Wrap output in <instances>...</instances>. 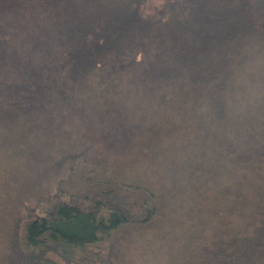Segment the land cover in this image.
Masks as SVG:
<instances>
[{
  "label": "trees",
  "instance_id": "trees-1",
  "mask_svg": "<svg viewBox=\"0 0 264 264\" xmlns=\"http://www.w3.org/2000/svg\"><path fill=\"white\" fill-rule=\"evenodd\" d=\"M154 87L217 127L203 174L182 165L163 175L214 202L209 235L197 227L189 237L199 257L264 264V0H0V152L31 157L36 181L59 162L41 148L67 135L66 118L102 121L109 145L129 153L142 118L108 107ZM101 96L105 108L94 109ZM90 148L65 155L52 192L29 199L33 182L16 177L0 213V264H113L118 233L156 221L164 193L148 179H108ZM209 183L215 197L202 190Z\"/></svg>",
  "mask_w": 264,
  "mask_h": 264
},
{
  "label": "rangeland",
  "instance_id": "rangeland-1",
  "mask_svg": "<svg viewBox=\"0 0 264 264\" xmlns=\"http://www.w3.org/2000/svg\"><path fill=\"white\" fill-rule=\"evenodd\" d=\"M175 93L176 91L168 87L141 89L130 96H125L121 102L115 99L118 105L108 107L113 111L125 110L142 118L139 122L144 132H141L139 138L133 139L129 153L121 152L119 147L112 148L109 145V136L102 121L92 119L83 121L75 118L76 116L70 117L73 121L66 118L62 124L66 128L63 132L67 133L66 136L57 137L58 143L52 139L55 143L51 147L42 146L45 149H41L50 151L53 156L57 153L55 156L59 162L57 164L54 162L52 167L45 169V176L38 181L31 157L28 159L11 154L10 157L4 158L0 152V213L18 191L16 177L20 179L25 177L33 182L31 183L33 186L27 187L24 194L28 195L29 199L37 195L38 188L41 192H52L56 189V181L67 176L69 161L64 159L65 155L83 150L86 143H89L90 153L94 159L92 165L102 168L108 179H131L139 183L148 179L165 196L160 215L148 228L128 227L125 232L118 233L111 243L112 263L204 264L203 259L199 257L201 242L191 241L189 237L197 232V227L206 229L204 233L209 235L210 221L214 223L213 218L217 216L213 214L211 217L208 216L207 210L213 208L214 202L207 204L199 199H192L188 191L191 187L190 181L181 175L174 177L172 181L166 180L163 175L167 174V168L172 169L173 166L180 169L182 165L190 170L198 168L203 174L206 171L207 158L204 155L214 152L207 143L213 145L216 138L211 132L214 134L217 127L214 124L207 125L202 108H196L193 111L196 114L194 116L191 112V103ZM102 96L91 103L95 106L94 109L105 108ZM86 114L92 116L93 112ZM71 143L73 147L70 149ZM96 159L99 164H96ZM183 160L188 163L183 164ZM209 185L211 188L204 185L202 190L206 189L205 195L211 194L215 197L213 192L216 190V184ZM209 188L212 190H207ZM4 203L5 206H2ZM1 238L0 233V240Z\"/></svg>",
  "mask_w": 264,
  "mask_h": 264
}]
</instances>
